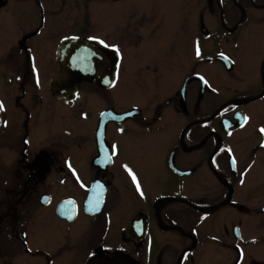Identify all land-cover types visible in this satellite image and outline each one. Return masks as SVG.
I'll use <instances>...</instances> for the list:
<instances>
[{
	"label": "flooded vegetation",
	"instance_id": "obj_1",
	"mask_svg": "<svg viewBox=\"0 0 264 264\" xmlns=\"http://www.w3.org/2000/svg\"><path fill=\"white\" fill-rule=\"evenodd\" d=\"M76 39L117 79L64 97ZM0 105V264H264V0H0Z\"/></svg>",
	"mask_w": 264,
	"mask_h": 264
},
{
	"label": "water",
	"instance_id": "obj_2",
	"mask_svg": "<svg viewBox=\"0 0 264 264\" xmlns=\"http://www.w3.org/2000/svg\"><path fill=\"white\" fill-rule=\"evenodd\" d=\"M60 49L57 56L59 73L53 80V88L60 96L75 93L81 81H93L97 78L100 84L111 85L117 79L118 59L109 51L102 49L101 55L96 54L90 42L76 39ZM233 162V161H232ZM87 264H138L124 261L123 256L112 257L97 255Z\"/></svg>",
	"mask_w": 264,
	"mask_h": 264
},
{
	"label": "rangeland",
	"instance_id": "obj_3",
	"mask_svg": "<svg viewBox=\"0 0 264 264\" xmlns=\"http://www.w3.org/2000/svg\"><path fill=\"white\" fill-rule=\"evenodd\" d=\"M110 25V21L108 22V26ZM260 57H252V56H246L241 58V62L243 65H256L257 68H259L260 65ZM124 64H127V58L125 59ZM128 69V68H127ZM244 80V79H241ZM261 173V174H260ZM253 175H258L259 178L263 177L264 178V165L262 163H257L253 170H252ZM203 175L207 176L208 181L211 183L213 182L211 175L207 170H204ZM204 189V188H203ZM208 192L210 193V189L206 188ZM232 210L230 209H224L216 214H213L212 217H205L202 221V230L200 232V239L203 241L206 246V243L209 241L216 240L217 238L219 239H226L223 234L224 230V225L230 226L234 221H236L238 218H247L246 216H241L244 215L241 213V215H237L236 217L233 216ZM232 214V215H231ZM250 218V217H248ZM198 255V252L196 253V256Z\"/></svg>",
	"mask_w": 264,
	"mask_h": 264
},
{
	"label": "snow or ice",
	"instance_id": "obj_4",
	"mask_svg": "<svg viewBox=\"0 0 264 264\" xmlns=\"http://www.w3.org/2000/svg\"><path fill=\"white\" fill-rule=\"evenodd\" d=\"M101 43H103V42H101ZM197 54H199V50H197ZM0 107H2V105H0ZM261 131H264V129H262Z\"/></svg>",
	"mask_w": 264,
	"mask_h": 264
}]
</instances>
